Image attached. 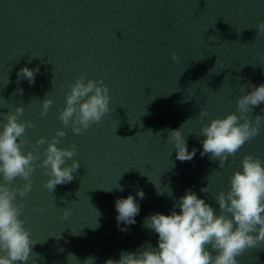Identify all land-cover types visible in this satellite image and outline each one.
Here are the masks:
<instances>
[{
	"label": "water",
	"instance_id": "obj_1",
	"mask_svg": "<svg viewBox=\"0 0 264 264\" xmlns=\"http://www.w3.org/2000/svg\"><path fill=\"white\" fill-rule=\"evenodd\" d=\"M261 21L264 0H0V124L23 106L18 122L34 127H26L22 151L63 130L57 147L75 144L73 159L80 163L74 179L54 191L44 187L49 176L38 167L28 195L17 194L16 202H24L20 218L36 242L27 264H84L89 257L105 264L121 252L156 247L158 234L145 227L146 217L169 215L189 189L219 214L215 198L242 170L243 156L264 161V121L260 134L222 166L210 154L201 156V127L239 115L237 99L251 91L249 84L264 83V34L256 29ZM23 67L39 68L35 83L18 78ZM81 75L103 77L110 111L77 135L58 117L68 85ZM44 99L53 103L41 117ZM201 108L208 112L202 121ZM257 115L264 117V103L249 113L253 121ZM180 128L188 151L197 149L191 161L177 160L169 139ZM36 147L39 164L47 143ZM23 183L17 177L12 187ZM129 194L140 212L122 232L115 201ZM65 208L71 214L62 219ZM236 259L264 264V243Z\"/></svg>",
	"mask_w": 264,
	"mask_h": 264
},
{
	"label": "clouds",
	"instance_id": "obj_2",
	"mask_svg": "<svg viewBox=\"0 0 264 264\" xmlns=\"http://www.w3.org/2000/svg\"><path fill=\"white\" fill-rule=\"evenodd\" d=\"M256 29L257 35L264 34V21L259 22ZM172 59H178L175 53ZM38 72L39 68L23 67L17 76L33 84ZM68 87L70 91L65 94V107L58 119L79 135L92 124L99 123L110 111V90L103 77L93 80L86 79L84 75ZM248 88L251 91L236 101L239 115L230 113L202 125L201 135L206 137L201 141L202 157L210 154L211 159L219 160L222 166L245 142L260 134L264 117L257 115L253 121L249 113L264 103V83L249 84ZM52 103L51 99L42 101L41 117L47 115ZM23 111V106H17L15 113L7 114V123L0 124V264H27L31 246L36 243L30 237V230L24 226L25 221L20 218L24 202H16L17 194L26 197L31 191V176L36 168L45 170L49 179L44 187L54 191L57 185L70 183L74 179L73 173L80 167V163L73 159L77 152L75 144L70 148L57 147V137L66 135L63 130H57L51 141L43 137L36 141V145L47 143L45 158L39 164L36 161L40 160V152L36 145L25 154L22 148L27 141L22 137L26 127H34V124L30 121L18 122L17 117ZM206 116L207 110L201 108L199 119L202 121ZM169 139L174 142L177 160L186 162L195 157L197 149L188 151L181 128L172 130ZM66 160H72L70 166H65ZM241 165L242 170L231 176L227 192L221 190L215 198L219 214L195 192L186 190L169 215L156 213L146 217L145 227L158 234L156 247L148 245L137 252H121L118 260L108 259L105 264H238L236 257L246 249L264 243V161L258 156L244 155ZM17 177L25 183L18 188L12 187ZM116 189L123 191L120 186ZM207 190V187L202 188L201 192ZM168 194L171 196V191ZM136 196L144 199L145 193L137 190ZM176 208L180 209L179 213ZM115 209L120 231L126 232L129 226L136 224L140 205L133 195L117 198ZM38 211L43 213L44 209ZM70 214L71 210L65 208L62 219ZM208 246L216 252L215 255L208 250ZM84 264H94V258H87Z\"/></svg>",
	"mask_w": 264,
	"mask_h": 264
}]
</instances>
